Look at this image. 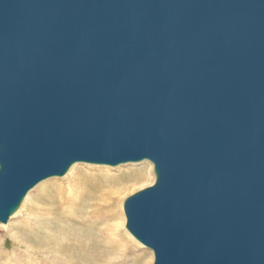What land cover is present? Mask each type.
I'll return each instance as SVG.
<instances>
[{
  "label": "water",
  "instance_id": "1",
  "mask_svg": "<svg viewBox=\"0 0 264 264\" xmlns=\"http://www.w3.org/2000/svg\"><path fill=\"white\" fill-rule=\"evenodd\" d=\"M141 160L154 264H264V0H0V223L75 162Z\"/></svg>",
  "mask_w": 264,
  "mask_h": 264
},
{
  "label": "rangeland",
  "instance_id": "2",
  "mask_svg": "<svg viewBox=\"0 0 264 264\" xmlns=\"http://www.w3.org/2000/svg\"><path fill=\"white\" fill-rule=\"evenodd\" d=\"M149 163L152 164L149 160L115 166L89 163L95 164L94 167L80 164L73 177L53 176L38 183L17 212L6 223H0V264H153L152 250L138 246L123 226L115 232L104 228L115 227L116 217L124 214L125 198L152 182L155 175ZM136 173L142 174L139 180L127 182L112 195L106 192L109 204L96 200L103 205L92 212L88 196L95 197L108 183L126 180ZM80 177H85L86 190L79 182ZM70 182L75 188H78L75 182H79L82 191L81 200L71 207L67 200L62 203L60 191L63 189V194H67ZM68 208H72L71 213Z\"/></svg>",
  "mask_w": 264,
  "mask_h": 264
},
{
  "label": "bare ground",
  "instance_id": "3",
  "mask_svg": "<svg viewBox=\"0 0 264 264\" xmlns=\"http://www.w3.org/2000/svg\"><path fill=\"white\" fill-rule=\"evenodd\" d=\"M80 164H85V163H81V162H75V163H73L70 167H69V169L67 170V172L65 173L66 175H68V176H70V177H73L74 176V174L77 172V170L79 169V165ZM149 165H150V170H152V173H154V171H153V164H151V163H149ZM85 166H90V167H94V166H96L95 164H93V165H89V163L88 164H85ZM110 166V165H109ZM101 167H103V168H106V169H109V167L108 166H101ZM147 167V166H146ZM78 173V172H77ZM80 173V172H79ZM64 174V175H65ZM146 175V174H145ZM155 175V174H154ZM142 176V174H132V175H130L128 178H126V180H119V181H117V182H110V183H108L107 185H106V187H104L102 190H101V192L100 191H96V192H100L98 195H97V193H95V200H93L92 198V196H88L87 198H90L91 200H92V202L90 203V207H92V212L94 211V210H96L97 211V209L98 208H101L102 207V205L103 204H99V203H96V200H104L105 201V203L108 205L109 203H108V199L110 198L109 197V195H108V193L110 194V195H112L113 193H115V192H119V191H121L123 188L122 187H124L125 185H126V183L127 182H130V181H137V180H139L140 179V177ZM48 179V178H47ZM76 180H78V179H76ZM79 182L81 183V185H82V188H84V190H86L85 189V186L83 185V184H85L84 182H86L85 181V177H80L79 178ZM154 180H155V177H153V180H152V182L149 184V185H151L153 182H154ZM79 182H75L76 183V185H77V187L78 188H75V185H73V184H71V182H70V184L68 185V189H67V194H63L64 192H63V189H61L60 191H61V195H62V197H61V200H62V203H67L65 200H67V201H69L70 203H68V206H72V205H75L76 203L78 204V202L81 200L80 199V193L82 192V191H80V183ZM88 183V182H87ZM148 185V186H149ZM87 186V185H86ZM91 187V186H90ZM34 188V187H33ZM32 188V189H33ZM97 188V187H96ZM100 188H102V187H100ZM99 188V189H100ZM31 189V190H32ZM92 189H94L93 187H92ZM31 190H29L28 191V193L26 194V196L24 197V199H23V201H22V203H21V205L24 203V201L26 200V198L29 196V194H30V192H31ZM95 191H90L91 192V194L92 193H94ZM106 192H108V193H106ZM88 194V193H87ZM64 195V196H63ZM83 195H84V192H83ZM57 196V195H56ZM67 198V199H65V198ZM97 197H99V198H97ZM97 198V199H96ZM126 199V198H125ZM48 202V201H47ZM54 202V201H53ZM55 202H56V200H55ZM99 202V201H98ZM123 204H124V202H123ZM21 205H20V207H21ZM67 206V205H66ZM19 207V208H20ZM69 207V208H70ZM74 207V206H73ZM18 208V209H19ZM69 208H68V211H69V213H71L70 212V210L72 209H70L69 210ZM75 210V209H74ZM67 211V212H68ZM90 212H91V209L89 210ZM88 211V212H89ZM17 212V210L15 211V213ZM75 212V211H74ZM14 213V214H15ZM76 213V212H75ZM123 213H124V209H123ZM74 214V213H73ZM93 214V213H92ZM92 214L90 213V216H92ZM94 214H95V212H94ZM13 215V214H12ZM11 215V216H12ZM94 218V217H93ZM92 218V219H93ZM117 219H116V221H115V227L113 226V227H111V226H109L108 224V226L110 227V228H106V227H104L105 228V231H106V229L110 232V231H112V232H115L116 231V229H118V227H122L123 226V228H124V232H126V234H127V236L129 237V238H131L138 246H141V247H145L142 243H140L138 240H136V238H134V236L126 229V227H125V223H126V217H125V213L124 214H119V216H117L116 217ZM107 221V220H106ZM104 226H106V224H104ZM102 233H104V230L102 231ZM106 234V233H105ZM113 234H115V233H113ZM113 236V235H112ZM111 236V237H112ZM154 262V261H153ZM154 264V263H153Z\"/></svg>",
  "mask_w": 264,
  "mask_h": 264
}]
</instances>
